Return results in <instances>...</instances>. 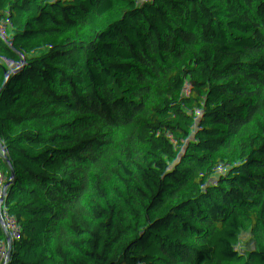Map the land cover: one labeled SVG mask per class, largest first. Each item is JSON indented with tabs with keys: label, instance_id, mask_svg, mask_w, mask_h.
Here are the masks:
<instances>
[{
	"label": "trees",
	"instance_id": "trees-1",
	"mask_svg": "<svg viewBox=\"0 0 264 264\" xmlns=\"http://www.w3.org/2000/svg\"><path fill=\"white\" fill-rule=\"evenodd\" d=\"M0 264H264V0H0Z\"/></svg>",
	"mask_w": 264,
	"mask_h": 264
},
{
	"label": "crops",
	"instance_id": "crops-1",
	"mask_svg": "<svg viewBox=\"0 0 264 264\" xmlns=\"http://www.w3.org/2000/svg\"><path fill=\"white\" fill-rule=\"evenodd\" d=\"M167 21V17L164 16L162 21ZM150 38L144 36L140 45V53L138 55V62L135 68V72H133V76L131 78L130 85L132 89L129 93H135L138 89L143 88L147 85V81L145 79V70L143 68V63L151 56L154 52V49L151 45ZM124 102V101H123ZM122 104V103H121Z\"/></svg>",
	"mask_w": 264,
	"mask_h": 264
},
{
	"label": "built area",
	"instance_id": "built-area-1",
	"mask_svg": "<svg viewBox=\"0 0 264 264\" xmlns=\"http://www.w3.org/2000/svg\"><path fill=\"white\" fill-rule=\"evenodd\" d=\"M160 18H161V14L159 12H154V13L150 14L148 21H147V24H146V28H145V36L150 38L149 40L151 41V45H152L153 49H154V38L157 35L158 23H159ZM148 60H149V58L143 63V68H144L145 72L147 70ZM129 89H130V84L128 85V93H129ZM18 120L21 124H23L25 122L24 119L19 118ZM98 122L96 123L95 128H94V132H96V133H100V132L104 131V129L102 128V126ZM136 223L138 225L143 224V217L141 215H139L137 217Z\"/></svg>",
	"mask_w": 264,
	"mask_h": 264
},
{
	"label": "rangeland",
	"instance_id": "rangeland-1",
	"mask_svg": "<svg viewBox=\"0 0 264 264\" xmlns=\"http://www.w3.org/2000/svg\"><path fill=\"white\" fill-rule=\"evenodd\" d=\"M177 11L178 8L174 9L173 11H171L168 15L165 14H161V19L164 16H167L169 19L171 18L172 20H175V18L177 17ZM132 86L130 85V89L129 92L131 91ZM133 93H127L126 99L123 100L124 102H122V104L115 106L110 113H108V115L106 116V118L104 119H100L99 121L102 122V124L104 126L108 125L109 123H111V121H113L114 119H116V117L120 114V113H125L128 109V105L130 102V99L132 97ZM104 120V123H103Z\"/></svg>",
	"mask_w": 264,
	"mask_h": 264
}]
</instances>
